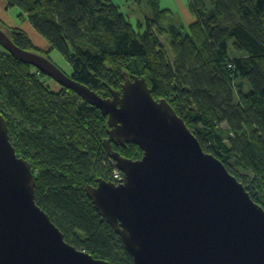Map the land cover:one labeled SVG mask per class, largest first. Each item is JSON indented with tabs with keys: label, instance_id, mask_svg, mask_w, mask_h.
<instances>
[{
	"label": "trees",
	"instance_id": "trees-1",
	"mask_svg": "<svg viewBox=\"0 0 264 264\" xmlns=\"http://www.w3.org/2000/svg\"><path fill=\"white\" fill-rule=\"evenodd\" d=\"M146 1L149 11L138 23L143 32L112 0L7 5L20 8V18L46 39L49 51L68 59L71 77L99 95L121 90L125 72L145 77L152 96L166 98L205 151L223 161L264 208V0H190L197 20L189 26L170 20L173 13L161 0ZM7 33L21 48L51 52L24 29ZM0 113L17 154L33 167L38 205L65 239L95 258L133 264L85 191L100 177L110 180L102 110L0 46ZM113 149L133 160L144 153L136 143Z\"/></svg>",
	"mask_w": 264,
	"mask_h": 264
},
{
	"label": "water",
	"instance_id": "water-1",
	"mask_svg": "<svg viewBox=\"0 0 264 264\" xmlns=\"http://www.w3.org/2000/svg\"><path fill=\"white\" fill-rule=\"evenodd\" d=\"M0 46L107 116L105 151L124 181L100 177L85 191L133 264H264V208L205 151L169 101L152 96L145 77L125 72L121 90L103 97L46 55L18 46L1 23ZM127 143L143 156L133 160L113 149ZM36 184L0 113V264H112L65 239L38 205Z\"/></svg>",
	"mask_w": 264,
	"mask_h": 264
},
{
	"label": "crops",
	"instance_id": "crops-1",
	"mask_svg": "<svg viewBox=\"0 0 264 264\" xmlns=\"http://www.w3.org/2000/svg\"><path fill=\"white\" fill-rule=\"evenodd\" d=\"M112 1L117 5L119 4L120 6H124V4L129 5L130 2H135L134 4H136L139 7V10L142 11L144 16H146V12L149 11L146 0H142L139 2L135 0H112ZM171 1H172L171 6L167 5L166 3L163 6L162 5L163 0H161L160 4L161 6H163V8L171 10V12L174 13V15L177 18H180L184 14L186 16V19L189 25L194 23L197 20L195 14H193L189 6L190 0H171ZM7 4H8L7 0H0V23L2 24V26L11 28V29L15 27H19L22 30L24 29L31 38H33V35H35L39 39L40 37L39 33L34 28V26L31 25L29 20L26 19V17L22 19L20 18L21 16L20 14L22 13L21 9L20 8L9 9ZM177 12L180 13L181 16ZM139 19H141V20H138L139 22L142 21V17H140ZM144 20H145V17H144Z\"/></svg>",
	"mask_w": 264,
	"mask_h": 264
},
{
	"label": "rangeland",
	"instance_id": "rangeland-1",
	"mask_svg": "<svg viewBox=\"0 0 264 264\" xmlns=\"http://www.w3.org/2000/svg\"><path fill=\"white\" fill-rule=\"evenodd\" d=\"M126 3V2H125ZM135 2H130L129 5L128 4H124V6H122V10L125 11V14L127 15V17L129 18V21H132L135 29L138 31V32H143L145 30V26L143 27H140L139 26V21L138 20H141L139 19L140 17H142V22H144V15L142 13L141 10H139V7L134 4ZM167 4L169 6L172 5V1L171 0H163V3L162 5L164 6V4ZM162 6V7H163ZM178 13V12H177ZM147 14V12H146ZM180 15V13H178ZM141 15V16H140ZM181 16V15H180ZM170 20L174 21L175 23L177 22L179 25L181 26H188L189 23L186 19V16L183 14L180 18H177L174 13L172 14V16H170ZM181 23V24H180ZM6 30H9V28L5 27ZM163 36H166V35H162ZM167 38V37H166ZM166 38L163 37V41H166ZM168 40V38H167ZM46 50L44 51H47V52H50L48 48H44ZM230 49H231V54L234 56V55H238V52H236L233 47H231V44H230ZM35 50V49H34ZM38 51L41 55L43 56H47L49 57L54 63L55 65L57 64V66L61 67L62 70L67 74V75H70L73 73V67H71V64L69 63L68 59H66V57H64L57 49L56 50H53L51 51L50 53H44L40 50H36ZM44 53V54H43ZM47 83L49 84L50 88L53 90V91H58V86L55 85L54 82H52L51 80H48ZM236 100H238V96L236 97ZM251 176V175H250ZM252 177V176H251Z\"/></svg>",
	"mask_w": 264,
	"mask_h": 264
},
{
	"label": "built area",
	"instance_id": "built-area-1",
	"mask_svg": "<svg viewBox=\"0 0 264 264\" xmlns=\"http://www.w3.org/2000/svg\"><path fill=\"white\" fill-rule=\"evenodd\" d=\"M105 163L109 166L108 168L111 173L110 181L116 183L117 185L122 184L124 181V172L117 168L115 160L108 156V158L105 160Z\"/></svg>",
	"mask_w": 264,
	"mask_h": 264
},
{
	"label": "bare ground",
	"instance_id": "bare-ground-1",
	"mask_svg": "<svg viewBox=\"0 0 264 264\" xmlns=\"http://www.w3.org/2000/svg\"><path fill=\"white\" fill-rule=\"evenodd\" d=\"M33 38L36 39L37 44H40L41 47H43V48H50L48 42L42 36H40L39 39H38L37 36L33 35Z\"/></svg>",
	"mask_w": 264,
	"mask_h": 264
},
{
	"label": "flooded vegetation",
	"instance_id": "flooded-vegetation-1",
	"mask_svg": "<svg viewBox=\"0 0 264 264\" xmlns=\"http://www.w3.org/2000/svg\"><path fill=\"white\" fill-rule=\"evenodd\" d=\"M9 53V52H8ZM10 54V53H9ZM114 145H116V144H114Z\"/></svg>",
	"mask_w": 264,
	"mask_h": 264
},
{
	"label": "clouds",
	"instance_id": "clouds-1",
	"mask_svg": "<svg viewBox=\"0 0 264 264\" xmlns=\"http://www.w3.org/2000/svg\"><path fill=\"white\" fill-rule=\"evenodd\" d=\"M110 181V180H109Z\"/></svg>",
	"mask_w": 264,
	"mask_h": 264
}]
</instances>
